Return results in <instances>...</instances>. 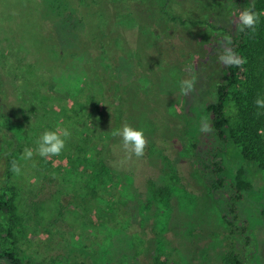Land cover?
Listing matches in <instances>:
<instances>
[{
	"label": "rangeland",
	"instance_id": "obj_1",
	"mask_svg": "<svg viewBox=\"0 0 264 264\" xmlns=\"http://www.w3.org/2000/svg\"><path fill=\"white\" fill-rule=\"evenodd\" d=\"M0 0V190L17 187L18 250L37 264H264V223L248 195L227 227V189L210 186L203 114L238 33L224 0ZM219 1L221 3H219ZM81 18L85 20L82 22ZM192 79L195 94L181 92ZM264 98V90H263ZM264 113V110L262 111ZM202 122L211 131H201ZM143 129L127 159L113 131ZM198 128V129H197ZM68 129L58 156L45 131ZM25 148L31 159H22ZM91 154V158H89ZM17 161L21 174L11 171ZM256 188L262 183L256 173ZM2 246L7 245L3 240Z\"/></svg>",
	"mask_w": 264,
	"mask_h": 264
},
{
	"label": "trees",
	"instance_id": "obj_2",
	"mask_svg": "<svg viewBox=\"0 0 264 264\" xmlns=\"http://www.w3.org/2000/svg\"><path fill=\"white\" fill-rule=\"evenodd\" d=\"M65 3L79 10V4L72 0ZM223 5H237L240 12L248 8L264 13V0H224ZM230 47L246 63L227 67L226 78L216 83L214 99L206 103L203 118L210 120L215 142L208 150L210 160L205 168L210 171L213 189H227V227L232 235L243 237L246 247L250 237L246 234L247 227L239 224L238 203L250 195L264 223V109L255 104L257 97L263 98L264 90V15L260 16L255 31L247 28L238 31ZM256 173L262 179L257 188ZM16 190V186L15 194L8 189L0 190V243L7 242L5 246L0 244V264H37L25 260L18 250L14 230L19 218ZM248 261L245 254L233 252L226 264H249Z\"/></svg>",
	"mask_w": 264,
	"mask_h": 264
},
{
	"label": "clouds",
	"instance_id": "obj_3",
	"mask_svg": "<svg viewBox=\"0 0 264 264\" xmlns=\"http://www.w3.org/2000/svg\"><path fill=\"white\" fill-rule=\"evenodd\" d=\"M261 15H264V13H258L248 8L244 9L239 13L238 20L236 21L237 31L243 32L246 28L255 31V27ZM229 43L230 42H225L221 45V51L218 54L219 62L226 67L242 66L246 63L245 58L238 55L229 46ZM180 87L181 92L185 95L195 94L196 92L195 82L192 79L182 80ZM255 104L258 109H264V98L257 97ZM260 114V112H257V115ZM201 131L209 132L211 129L207 123L202 122ZM112 135L121 138L123 149L127 154V159H131L133 154L137 158L142 157L145 154L148 139L145 136L143 129L125 123L120 129L113 131ZM70 136L71 132L68 129L45 131L37 141L36 153L44 158L58 156L66 147V139L70 138ZM33 155L34 153L31 148H25L21 158L27 160L31 159ZM89 158H91V154H89ZM11 171L16 175L21 174V167L15 160L12 161Z\"/></svg>",
	"mask_w": 264,
	"mask_h": 264
}]
</instances>
